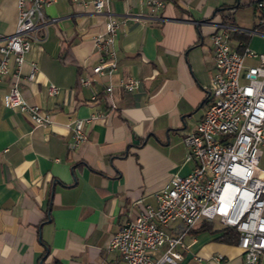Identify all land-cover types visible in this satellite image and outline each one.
Returning <instances> with one entry per match:
<instances>
[{
    "label": "crops",
    "instance_id": "1",
    "mask_svg": "<svg viewBox=\"0 0 264 264\" xmlns=\"http://www.w3.org/2000/svg\"><path fill=\"white\" fill-rule=\"evenodd\" d=\"M243 3L164 0L150 10L141 0H109V12L94 11L91 0L44 6L53 19L24 54L20 88L50 122L35 124L6 106L7 79L0 82V264H125L118 249L106 246L111 234L143 203L155 205V192L173 172L194 165L183 134L207 101L212 31L224 23L234 29L233 45L244 39L264 50L263 34L235 30L257 26L254 16L234 18ZM110 15L119 21L117 67L82 84L78 77L99 60L93 37ZM16 20L17 0H0V37L14 31ZM125 77L137 85L123 88ZM49 83L58 91L49 93ZM98 112L84 121L86 139L74 144L71 121ZM212 220L185 235L178 264H247L237 236L221 238L223 224ZM254 264H264V252Z\"/></svg>",
    "mask_w": 264,
    "mask_h": 264
},
{
    "label": "built area",
    "instance_id": "2",
    "mask_svg": "<svg viewBox=\"0 0 264 264\" xmlns=\"http://www.w3.org/2000/svg\"><path fill=\"white\" fill-rule=\"evenodd\" d=\"M52 1L17 0L15 29L0 37V82L7 79L4 104L35 124L48 123L51 116L23 97L19 67L31 42L41 39L39 29H45L53 19L44 12V6ZM141 1L150 10L164 5V0ZM108 2L91 0L96 12H109ZM256 5L264 7V0H257ZM118 25L110 15L103 31L94 35L99 60L91 66L90 75L78 77L80 83L87 84L92 75L110 74L116 69ZM233 30L220 23L211 33L214 71L207 101L195 126L183 134L193 167L185 174L173 172L155 192V205L143 203L108 239L106 246L118 249L125 264H178L181 249L187 246L184 237L200 218L216 219L235 228L237 245L247 264H254L264 252V50H255L244 39L233 45ZM235 30L264 36V30L260 32L257 27ZM32 75L29 73L28 78ZM137 83L135 77L119 79L127 90ZM105 89L110 91L111 84ZM47 90L55 93L58 87L49 83ZM102 115L98 112L85 119L74 118L73 143L86 139L85 120Z\"/></svg>",
    "mask_w": 264,
    "mask_h": 264
},
{
    "label": "trees",
    "instance_id": "3",
    "mask_svg": "<svg viewBox=\"0 0 264 264\" xmlns=\"http://www.w3.org/2000/svg\"><path fill=\"white\" fill-rule=\"evenodd\" d=\"M229 6L235 7L237 5L236 4H232V5H229ZM218 8L219 7L216 8V11L218 10ZM261 17L264 18V16H261ZM262 18H261V20H262ZM261 20H258V22L256 23L257 24L256 27L260 28V29H264V24H260ZM213 222H214V220H209V219H206V218H202L201 220L197 221L192 226V228L189 231H194L195 232V231L203 229V228H210L211 225H213ZM222 229H223V231H222V233L220 235L221 238L228 239V240L236 239L237 232H236L235 228L223 225Z\"/></svg>",
    "mask_w": 264,
    "mask_h": 264
},
{
    "label": "rangeland",
    "instance_id": "4",
    "mask_svg": "<svg viewBox=\"0 0 264 264\" xmlns=\"http://www.w3.org/2000/svg\"><path fill=\"white\" fill-rule=\"evenodd\" d=\"M241 1L244 3L241 4L238 9L234 10L235 11V12H233V14L235 16L234 18L239 20L242 17H248L249 15H251V16H254L255 20H257V21L261 20V18H262L260 16L261 10L256 5L257 0H241ZM262 19H264V18H262ZM231 20H233V19L231 18ZM261 30H263V29H260L259 31L262 32ZM254 34H256V33H254Z\"/></svg>",
    "mask_w": 264,
    "mask_h": 264
},
{
    "label": "water",
    "instance_id": "5",
    "mask_svg": "<svg viewBox=\"0 0 264 264\" xmlns=\"http://www.w3.org/2000/svg\"><path fill=\"white\" fill-rule=\"evenodd\" d=\"M237 2H235V4H236Z\"/></svg>",
    "mask_w": 264,
    "mask_h": 264
}]
</instances>
